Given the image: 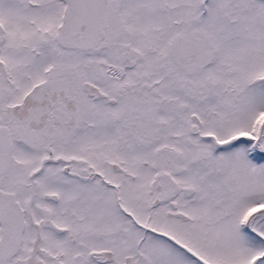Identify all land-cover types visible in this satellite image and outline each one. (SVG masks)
Instances as JSON below:
<instances>
[{
	"label": "snow or ice",
	"instance_id": "snow-or-ice-1",
	"mask_svg": "<svg viewBox=\"0 0 264 264\" xmlns=\"http://www.w3.org/2000/svg\"><path fill=\"white\" fill-rule=\"evenodd\" d=\"M0 264H264V0H0Z\"/></svg>",
	"mask_w": 264,
	"mask_h": 264
}]
</instances>
